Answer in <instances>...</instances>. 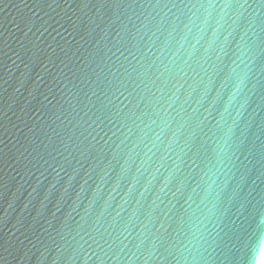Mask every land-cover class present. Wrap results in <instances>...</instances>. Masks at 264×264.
Here are the masks:
<instances>
[{"label":"water","instance_id":"obj_1","mask_svg":"<svg viewBox=\"0 0 264 264\" xmlns=\"http://www.w3.org/2000/svg\"><path fill=\"white\" fill-rule=\"evenodd\" d=\"M0 264H264V0H0Z\"/></svg>","mask_w":264,"mask_h":264}]
</instances>
